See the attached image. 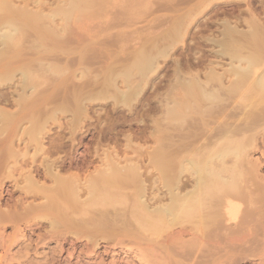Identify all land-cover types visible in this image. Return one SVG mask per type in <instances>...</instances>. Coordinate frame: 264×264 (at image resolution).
I'll return each mask as SVG.
<instances>
[{
  "label": "bare ground",
  "instance_id": "bare-ground-1",
  "mask_svg": "<svg viewBox=\"0 0 264 264\" xmlns=\"http://www.w3.org/2000/svg\"><path fill=\"white\" fill-rule=\"evenodd\" d=\"M237 3L249 6L247 29L220 11L194 35L229 69L195 56L155 84L171 53L192 51L199 17ZM262 14L252 0H0V231L13 228L0 232V264H63L69 242L94 264H170L186 232L249 233L247 210L264 198L254 199L262 162L249 159L257 135L264 144ZM259 228L247 242L260 240L262 254ZM54 240L57 250L39 252Z\"/></svg>",
  "mask_w": 264,
  "mask_h": 264
},
{
  "label": "rangeland",
  "instance_id": "rangeland-1",
  "mask_svg": "<svg viewBox=\"0 0 264 264\" xmlns=\"http://www.w3.org/2000/svg\"><path fill=\"white\" fill-rule=\"evenodd\" d=\"M261 2H263V4H264V0L263 1H261V0H252V6L255 8V9H257V12H260L261 14L263 13V8H262V6L263 5H261ZM237 5V6H236ZM232 4L231 6L230 5H228V6H216V7H213V8H211L209 11H206V13H208V14H203L201 17H199V19H200V22H199V19L197 20V24L196 25H193L192 26V28H191V30H190V36L187 38V45H188V47H190L189 49H191L192 51H194V48L196 49V47L197 46H199V44H197V43H199L197 40L195 41V39H194V35L197 33V34H199L200 33V31H201V29L202 28H204L205 29V23L208 21V20H210V18L212 19V20H210V21H208L209 23L212 21L213 23L215 22V21H217V19L219 18H223L224 17V15H222V13L220 12V11H224L225 13L227 12H229L228 13V15L230 14V16H228V17H231V15H233L234 17H232L231 19L234 21V22H236L237 21V23H238V27L241 29H247V26L243 23L244 21H245V18H246V20H247V18H248V14H247V12L245 13V9H247L249 6H248V4L246 3H241V4ZM217 8V9H216ZM218 8H219V12H217L218 11ZM221 8H222V10H221ZM217 10V11H216ZM260 10H262V11H260ZM247 11V10H246ZM210 12V13H209ZM212 12V13H211ZM233 12V13H232ZM218 14L219 16H218V18H217V16H215L216 14ZM226 13V14H227ZM242 13V14H241ZM222 15V16H221ZM238 15H239V17L241 18H239L238 17ZM221 16V17H220ZM261 16H263V19H264V14H262ZM245 17V18H244ZM238 18V19H237ZM240 19V20H239ZM240 23H239V22ZM242 23V24H241ZM241 24V26H239ZM244 24V25H243ZM198 25V26H197ZM205 26V27H204ZM209 27L211 28V31H213V33H215V35L217 34V36H219V31L221 30L218 26H216L215 24H212V25H209ZM203 30V29H202ZM205 31V30H204ZM205 33H207V32H205ZM210 34V33H209ZM193 39H194V41H193ZM193 42V43H192ZM196 45H195V44ZM200 46H204L202 43L200 44ZM200 46L198 47V48H200ZM193 47V48H192ZM201 49H203L202 51H203V53L201 52V50H200V52H198L197 50L194 52V53H192V51L191 52H189V50H185V52H184V48H182V47H179V48H177V50L176 51H174L173 53H171V56H170V58H168V60L166 59V62H164L163 61V70H161V72H160V75H158V77H157V79H155V84L156 83H159L160 81L159 80H161V82L163 83V84H165L166 82H167V80L168 79H165V78H168L169 76H171V74H172V71L174 70V68H175V65H176V61L177 60H181L183 63V67H186V66H188V62H190L193 66H197V62H195V59L194 58H196V57H198L197 59H199L201 56H205L206 58H207V60H212V61H215V62H217V61H219V65H220V69L221 68H224V69H226V68H230L229 67V62H230V60H229V58L228 57H214L213 56V53H214V51L216 50H213V53H209V52H207V50H208V48L207 47H201ZM209 50H210V48H209ZM206 51V52H205ZM211 51V50H210ZM202 53V54H201ZM192 54H194V55H192ZM207 54V55H206ZM211 54V55H210ZM198 55V56H197ZM194 56V57H193ZM196 56V57H195ZM200 56V57H199ZM191 57V58H190ZM188 58V59H187ZM188 62H187V61ZM187 63H186V62ZM197 61V60H196ZM196 63V64H195ZM187 64V65H186ZM205 64H208V62L206 61V63ZM199 66V65H198ZM204 66V65H203ZM201 68V67H200ZM205 67H203V68H201V69H204ZM264 70V61H263V63H262V65H261V71H263ZM168 73V74H167ZM164 74V75H163ZM166 76V77H165ZM162 78H163V80H162ZM149 91V92H148ZM147 92H148V95H150V93H151V90H147ZM238 102H239V100H238ZM236 103V102H235ZM110 106V105H109ZM111 107V106H110ZM110 107H107V109L109 108L110 109ZM139 109H141V108H139ZM241 115H239L237 118H241L240 117ZM134 128L136 129L137 127L134 125ZM57 128H55L54 130L55 131H57L56 130ZM120 129V128H119ZM128 128H125V130H127ZM94 136H96V134H95V132L94 131H91V133L89 134V135H87L85 138H84V145H85V147L83 146V147H78V154L80 153V154H82V155H84V154H88V152H89V148L94 144L93 142H94ZM87 144V145H86ZM88 147V149H87V147ZM257 147L259 148L258 150H253L252 151V153H250V155H249V159H251V161H255L256 159L257 160H259V161H261L262 162V167L260 168V173H259V175L261 176V177H263L264 178V153L262 152L263 150H264V144H263V135L262 134H260V135H257ZM261 149V150H260ZM79 154V158H80V156H82V155H80ZM251 157V158H250ZM255 182H256V179L254 178V177H251L250 178V183H251V185H253V186H251L253 189H255V187H254V185H255ZM11 183H9V182H7L6 184H5V186H4V191H5V202H7V200L8 199H10V189H11V185H10ZM257 188V187H256ZM264 188V187H263ZM262 188V191H264V189ZM7 190V191H6ZM10 190V191H9ZM8 192V193H7ZM263 194H264V192H262ZM258 194H260L259 192H256L255 193V195H254V199H256V201H261V199L264 197V195H262V194H260L261 196H259ZM19 195L17 194L16 196H15V198L16 197H18ZM257 196V197H256ZM259 196V197H258ZM256 197V198H255ZM261 197V198H260ZM258 198V199H257ZM264 198H263V200L260 202V203H258L257 202V204H256V206H254V208L252 209V207L253 206H251L250 204H248V206H251V211H250V207H249V210H247V212L249 213V216H248V218H247V220H248V230H249V233H248V231L247 230H245V231H247V232H245L243 229H239L238 231H239V233H245L244 235H249L248 237H243V234H241V235H239V233H238V231H237V229H235L236 230V232L233 230L234 229V227H233V231L235 232V234H234V232H232V231H229L228 233L231 235V236H226V235H228V233L225 235L226 237H227V239L224 237V234L226 233H223V234H221V233H217V232H213L214 233V235H209V236H207L206 238H202L201 240H199V241H197L198 239H200V238H198L197 239V237H195V235H193V234H191L190 232V234L188 233V232H186L184 235L182 234V238L179 240L182 244H183V246H181L180 247V245H182V244H180L179 243V246L177 245V241L176 242H174V243H176V245L178 246V247H176V252L178 251V253H176V252H174L173 253V251L171 252H169L168 253V255H167V257H165L166 259H167V262L168 263H170V264H189V262H190V264H193V263H196V264H198L199 262H201V263H203V264H231L232 262V264H237V262H238V264H264V257L262 258V255L264 254V252H262V254H261V251L263 250V247L261 246L262 244L259 242L262 238H260V237H262V236H259V235H262V229L261 228H259L260 226H262V228H263V225H264V223H263V219H264V209H263V207H264ZM258 204H263L262 205V207L259 205V206H257ZM246 207H247V205L246 206H243V208L244 209H246ZM259 207H261L262 209H259ZM255 208H257V209H255ZM247 209H248V207H247ZM254 210V211H253ZM256 210V211H255ZM258 210V211H257ZM261 210V211H260ZM250 212H251V214H250ZM260 212H261V214H260ZM263 212V213H262ZM248 213H247V215H248ZM254 213V214H253ZM252 222V223H251ZM252 225H253V229H252ZM9 227V228H8ZM5 228H7L6 229V231L4 230ZM5 228H3L0 232H4L5 233V235H10V233L12 232L13 233V228H12V226H6ZM256 228H258L259 230L261 229V231H254V229H256ZM257 229V230H258ZM180 231V229H178V228H175V230L172 232L173 233V235L174 236H176L177 237V239H178V237H179V231ZM240 230H241V232H240ZM178 231V232H177ZM256 233H254V232ZM175 232V233H174ZM259 232H261V233H259ZM11 233V234H12ZM172 233L170 234V235H172ZM37 234H42L41 232H37ZM233 234H234V236L237 234V237L235 236H233ZM254 234V235H253ZM259 234V235H258ZM178 235V236H177ZM218 235V236H217ZM252 235H253V237H252ZM255 235H257L256 236V238L258 239V238H260V240H257L258 242H250V243H248L247 241L248 240H251V239H253L254 237H255ZM195 237V239H197V240H195V241H193V238L192 237ZM239 236V237H238ZM241 236V237H240ZM259 236V237H258ZM231 237L233 238V240H234V238H236V240H234V241H237L238 243H235L234 241H231L230 242V240L229 239H231ZM180 238V237H179ZM184 238V239H183ZM192 238V239H191ZM214 238V239H213ZM219 238V239H218ZM220 238H222V239H220ZM229 238V239H228ZM238 238V239H237ZM35 239H36V237H35ZM204 239H206V240H204ZM209 239V240H208ZM212 239V240H211ZM217 241H216V240ZM243 241H242V240ZM182 240V241H181ZM187 242H186V241ZM190 240H192V241H190V243H192V245L191 244H189L188 242ZM215 240V241H214ZM227 240V241H226ZM238 240H240V241H242V242H240L241 244H239V241ZM178 241V242H179ZM228 241H229V243H228ZM195 242V243H194ZM207 242V243H206ZM218 242H220V243H218ZM227 242V244H225ZM184 243H186V244H184ZM205 243V244H204ZM234 243H235V247H234ZM253 243V244H252ZM58 244V242H56L55 240L53 241V243H51V244H49V245H47V244H45L44 242L42 243V244H40L41 246H39V252H44V253H46V251L47 252H49V253H51L52 251L51 250H57L58 249V246L59 245H57ZM173 244V243H172ZM198 245L197 247H195L196 245ZM219 244H223L222 246L221 245H219ZM238 244V245H237ZM261 244V245H260ZM175 245V246H176ZM185 245V246H184ZM193 245H194V247H193ZM227 245L228 246H231V247H227ZM238 247H237V246ZM241 245V246H240ZM84 246V245H83ZM83 246H81V248H83ZM175 246H174V248H175ZM240 246V247H239ZM257 246V247H256ZM64 247H65V250H67L66 251V253L63 255V264H86L87 262H89V263H87V264H94V262H99L100 261V258H98V256L97 257H92L91 255H87L86 256V254L83 256V255H81V256H79V253H80V251H81V248L78 250V252L76 253V254H74L73 256L72 255H70V253L71 252H73L72 251V249H71V242H69L68 244H65L64 245ZM130 247H132V246H130ZM135 248H137L136 246H134ZM133 247V248H134ZM192 247V248H191ZM243 247V248H242ZM247 249H245V248ZM255 247H256V249H255ZM262 247V248H261ZM41 248V249H40ZM52 248H54V249H52ZM174 248H173V250H174ZM178 248H180V249H178ZM184 248V249H183ZM188 248V249H187ZM222 249L221 250V252L219 251V249ZM229 250H228V249ZM190 249H191V252H190ZM245 249V250H244ZM15 250H17V249H15ZM146 250V249H145ZM261 250V251H260ZM51 251V252H50ZM175 251V250H174ZM204 251V252H203ZM219 251V252H218ZM228 251V252H227ZM70 252V253H69ZM99 252H101L102 254H103V257H101L102 258V260H105L106 259V261L107 262H110L111 260H112V255H109V254H107L106 252H105V249L104 248H102L101 250H99ZM145 253H147L148 252V250H146V251H144ZM184 252V253H183ZM209 252V253H208ZM224 252H226V253H224ZM193 253V254H192ZM205 253L208 255H205ZM224 253V254H223ZM227 253H228V255H227ZM0 254H3L4 255V250H1L0 249ZM72 254V253H71ZM107 254V255H106ZM149 254H151L150 252H149ZM183 254H186V256L185 255H183ZM188 254V255H187ZM184 257H183V256ZM204 255V256H203ZM213 255V256H212ZM227 255V256H226ZM88 256H89V258H88ZM223 256V257H222ZM225 256V257H224ZM79 257V258H78ZM91 257V258H90ZM122 257V258H121ZM120 257V260L121 259H124L123 260V262H126L128 259L129 260H132L133 261V263H135L136 261H134L135 259L133 258L132 259V257H135V255L134 254H132L130 257L131 258H126V256L123 254L122 256ZM191 259H190V258ZM202 257V258H201ZM205 257V258H204ZM39 258H42V257H39ZM187 258V259H186ZM219 258H221V259H219ZM224 260H223V259ZM68 259V260H67ZM98 259V260H97ZM125 259H126V261H125ZM137 259V258H136ZM139 259V258H138ZM150 259V258H149ZM148 258L146 259V260H148V261H152V260H149ZM151 259H153V261L155 262V260H154V258H151ZM186 259V260H185ZM35 261H38V263L40 264L41 263V261H42V259H34ZM40 260V261H39ZM128 260V261H129ZM140 260V259H139ZM184 260L186 261V262H184ZM192 260V261H191ZM263 260V261H262ZM122 261V260H121ZM131 261V262H132ZM161 262V260L160 259H158L156 262ZM188 261V262H187ZM195 261H197V262H195ZM43 262V261H42ZM68 262V263H67ZM225 262V263H224ZM236 262V263H235ZM14 264H17V262H13ZM37 263V264H38ZM201 263H199V264H201ZM135 264H138V262H136ZM167 264V263H166Z\"/></svg>",
  "mask_w": 264,
  "mask_h": 264
}]
</instances>
